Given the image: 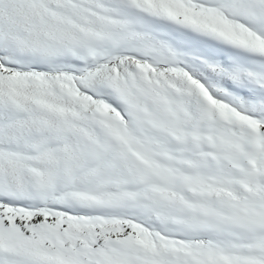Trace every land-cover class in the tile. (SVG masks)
Returning <instances> with one entry per match:
<instances>
[{
	"label": "snow or ice",
	"instance_id": "obj_1",
	"mask_svg": "<svg viewBox=\"0 0 264 264\" xmlns=\"http://www.w3.org/2000/svg\"><path fill=\"white\" fill-rule=\"evenodd\" d=\"M0 264H264V0H0Z\"/></svg>",
	"mask_w": 264,
	"mask_h": 264
}]
</instances>
